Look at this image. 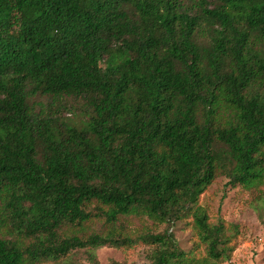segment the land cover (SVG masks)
Returning a JSON list of instances; mask_svg holds the SVG:
<instances>
[{"label":"trees","instance_id":"1","mask_svg":"<svg viewBox=\"0 0 264 264\" xmlns=\"http://www.w3.org/2000/svg\"><path fill=\"white\" fill-rule=\"evenodd\" d=\"M221 176L264 190V0H0V264H223L241 226L200 202Z\"/></svg>","mask_w":264,"mask_h":264},{"label":"rangeland","instance_id":"2","mask_svg":"<svg viewBox=\"0 0 264 264\" xmlns=\"http://www.w3.org/2000/svg\"><path fill=\"white\" fill-rule=\"evenodd\" d=\"M64 121L70 126L86 129L89 126L87 114L65 113ZM228 179L219 177L201 196L212 219L221 217L241 226L238 246L231 260L223 264H264V190H247L243 187H232ZM123 231L128 234L139 232L162 233L167 225L147 216L125 217L122 221ZM169 231L183 250H190L196 236L187 221L172 224ZM149 246H137L122 250L114 247H101L94 250L80 249L72 252L68 264H112L113 261L127 264H150ZM91 255L95 257L93 261Z\"/></svg>","mask_w":264,"mask_h":264}]
</instances>
